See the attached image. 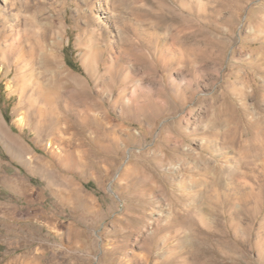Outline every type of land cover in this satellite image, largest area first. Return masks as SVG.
<instances>
[{
    "label": "rangeland",
    "instance_id": "rangeland-1",
    "mask_svg": "<svg viewBox=\"0 0 264 264\" xmlns=\"http://www.w3.org/2000/svg\"><path fill=\"white\" fill-rule=\"evenodd\" d=\"M43 1L38 20L61 27L62 68L100 120L63 142L20 126L0 71V122L26 150L20 161L0 139V264H264V0H110L100 74L123 61L110 85L78 45L104 0ZM119 17L131 45L146 39L149 69ZM233 191L247 202L229 205Z\"/></svg>",
    "mask_w": 264,
    "mask_h": 264
},
{
    "label": "bare ground",
    "instance_id": "bare-ground-1",
    "mask_svg": "<svg viewBox=\"0 0 264 264\" xmlns=\"http://www.w3.org/2000/svg\"><path fill=\"white\" fill-rule=\"evenodd\" d=\"M40 1L44 2L43 0H0V71L6 68L4 73L6 77L12 73L14 74L13 78H8L12 84L10 88L11 94H16L18 97L17 107L14 109L15 113L21 116L17 120L18 124L20 126L23 124L29 125V120H32L35 122V129L38 130L45 127L49 130V137L51 140L54 139L63 142L64 138L67 137L66 135L70 134L71 130L77 131L78 135L77 125L84 124L90 116L99 119L98 115L95 114L99 106L91 96L86 93L81 81L63 70L59 56L62 36L59 34L58 30L61 27L56 25V22L48 21V18H45L47 21L45 25L40 24L38 19L42 11L38 8L39 6H36V9H34L33 6L37 2L40 3ZM110 2V0H104L103 2L104 7L102 8L104 13L102 16L106 14L107 17L101 19L102 16H99L100 13H95L97 15V20H99V22L97 21L98 24L96 23L92 30L88 25L83 27V38L78 40V45L85 46L80 51L83 65L87 73L97 81L96 85L102 82L100 79L103 77L105 78L103 82L105 85H110V83L114 84L116 80H118L119 83V78L123 70V61L118 60V62H116L118 65L116 69L112 68V65H108L105 66L103 74L99 72V65L102 62L101 57L108 50L110 52L113 50V46L108 40L109 37L107 35L105 36L106 32L103 30L107 21L112 17H116L118 13L110 7ZM63 5L64 4H61V7ZM118 20L121 25L118 31L119 40L122 45L125 46V51H128L141 66L149 69V63L146 60L149 58H145L141 51V48H143L141 46L144 45L146 39L143 36V38H139V45H131L130 38L132 36L129 38V41L128 34H138L137 28L132 27L134 24L128 23L127 19L119 17ZM91 22L93 21L90 20V23ZM107 26H109V24ZM96 37L97 42L94 44V39ZM102 37L105 38V41ZM151 38L148 39L151 40ZM100 41L104 42V45L101 46ZM159 42L156 43L158 44ZM163 42L165 41H162V43ZM149 45H151V43ZM91 64L93 65L91 66ZM125 78L127 79V77ZM68 115L71 116V119ZM0 139L11 153H16L15 157L17 159L20 161L24 160L23 158L26 153L25 148L15 139L7 135L1 122ZM26 162L31 163L32 161L28 160ZM240 194L233 191L232 194H230L229 205L235 204L231 201L237 203L242 201L247 202L248 195ZM252 210L255 213L257 211V206L252 207ZM242 213L245 214L246 219L250 218L247 210L245 211L244 209Z\"/></svg>",
    "mask_w": 264,
    "mask_h": 264
}]
</instances>
